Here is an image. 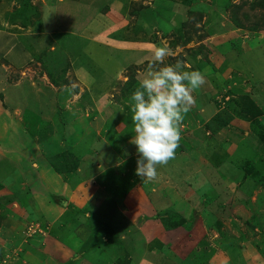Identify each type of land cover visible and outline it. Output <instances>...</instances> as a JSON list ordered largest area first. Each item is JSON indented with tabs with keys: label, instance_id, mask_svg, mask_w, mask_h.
<instances>
[{
	"label": "rangeland",
	"instance_id": "rangeland-1",
	"mask_svg": "<svg viewBox=\"0 0 264 264\" xmlns=\"http://www.w3.org/2000/svg\"><path fill=\"white\" fill-rule=\"evenodd\" d=\"M23 1L0 0V31L19 39L21 50L33 56L14 69L11 43L0 42L6 50L0 54V80L10 71L0 83V107L7 113L0 117V140L9 139L0 147V264H22V254L32 257L24 256L23 264H264V7L256 5L259 0H191L186 6L185 0H30L28 14L13 24L10 18ZM82 32L91 37L85 48ZM162 42L171 52L165 65L184 61L204 74L205 83L193 93L195 103L181 122L174 158L158 166L157 178L149 181L136 174L138 155L130 143L135 135L130 97L136 87L126 91L124 84L142 79ZM4 93L10 100L3 105ZM19 97L20 106L11 110ZM215 113L230 119L232 142L244 140L241 152L217 144L216 152L232 165L214 167L205 155L211 154L205 139L216 141L209 132ZM245 129L250 138L244 139ZM69 149L76 153L70 159L77 160V168L58 173L49 159ZM248 165L262 182L241 180L244 171L254 172L244 170ZM198 173L202 178L194 179ZM230 174L234 177L225 179ZM209 187L226 207L214 218L200 213ZM76 190L84 193L78 197L81 207L85 197L98 193L87 208L92 217L55 214L56 193L65 197ZM117 190L128 196L114 198ZM99 198L104 202L97 210ZM31 200L48 204L43 215L52 223L47 228L49 223L40 222L27 238L33 225L27 217L34 227L41 220ZM171 208L188 222L162 235V223L145 217ZM100 220L119 230L121 245L96 246L86 254L72 247L87 235L78 223L91 229ZM51 231L59 242L48 236ZM164 244L167 252L159 250Z\"/></svg>",
	"mask_w": 264,
	"mask_h": 264
},
{
	"label": "clouds",
	"instance_id": "clouds-1",
	"mask_svg": "<svg viewBox=\"0 0 264 264\" xmlns=\"http://www.w3.org/2000/svg\"><path fill=\"white\" fill-rule=\"evenodd\" d=\"M170 54L163 42L154 50L152 62L130 97L135 131L130 143L136 146V174L142 180L156 179L158 166L174 158L181 122L195 103L193 93L205 83L204 74L184 61L165 65Z\"/></svg>",
	"mask_w": 264,
	"mask_h": 264
},
{
	"label": "trees",
	"instance_id": "trees-1",
	"mask_svg": "<svg viewBox=\"0 0 264 264\" xmlns=\"http://www.w3.org/2000/svg\"><path fill=\"white\" fill-rule=\"evenodd\" d=\"M189 2H191V0H185L184 5L186 6L187 4H189ZM256 5H258L260 7H264V0H259V2ZM29 8H32L30 0H24L21 8L17 10V13L15 14V16H12L10 18V21L13 24H17L16 21L18 20V18H24L26 16L25 13L28 14ZM56 53H58V52H54V54H53L54 59L56 61V62L54 61L55 63L53 66L55 69H58L59 68L58 65H60L59 64L60 61L56 60V57H55ZM50 76L53 79V83L58 82V80L55 77L53 72L50 73ZM139 82L140 81L137 80L136 78L135 79L133 78V80L127 81L124 84L126 91H130L133 86L136 87V89H137L139 87ZM28 115H30V113H28ZM32 115H36V114L32 113ZM229 121H230L229 118H226V117H223L222 115L216 114L212 117L213 124L210 125L209 130L213 133H216L219 130H221L223 127H225L227 124H229ZM261 138H262V141L264 142V134H262ZM75 154H76L75 151L69 149L65 153H58L55 157L53 156L51 159H49V161H50L51 166L58 173H72L77 168V160L75 162H73V160H71L72 157L75 156ZM215 163H216V161H215ZM217 163H218V161H217ZM248 164L251 165L252 164L251 161H248ZM250 165L246 166L244 170H246V169L248 171L253 170L254 172L251 171V173L248 174L246 171L243 170L244 173L242 175L241 180L242 179L246 180V178L249 177L250 179L252 178L256 183L262 182L261 177H258L260 174L255 173L257 171L250 168ZM202 176L203 175L201 173H198L195 175L194 179L199 180V178H202ZM253 176L255 178H253ZM224 177H225V179H228V178L230 179V178L234 177V175L233 176L231 174L229 176L224 175ZM256 178H257V181L255 180ZM204 184H206L207 186L209 185L207 182ZM204 187H205V185H203L199 191H201L202 188H204ZM207 190H209L208 192H206L207 200L205 202L202 201L203 203L200 206V210H201L200 213L208 214L212 218H214V216H216V213L222 209L223 205L221 204L222 202H220L218 200V199H220V196L218 193H216L217 191H215L213 188H210V187ZM116 193L117 194L113 193L114 198L115 197L117 198L118 196H120L121 201L124 200L128 196L127 190H124V191L117 190ZM60 196H61V198L66 200V198L64 196L59 195V197ZM184 197H186V196H184ZM186 198L188 200L192 201L191 195H190V197H186ZM216 198H218V199H216ZM193 199H195V198H193ZM117 200L119 201V198ZM5 201L8 202L7 197H5ZM3 202H4V199H0V204ZM14 202H16V201L12 200L9 203H14ZM87 208H88V206L81 207V206H78L75 202H70L69 213L72 215L73 220H74L75 216H77L79 214H81L83 216H87L86 215L88 212ZM92 214H91V216H88V217L91 218ZM147 217H149L150 221H155L157 223L160 221L162 223L164 229L161 227L159 229L162 231V235H167L168 231L173 230L175 228H183L184 229V227H186L185 226L186 222H188L187 216L185 214L183 215V213L179 212V210H176L174 208H171V209L167 210L166 212H160V213L156 212V214L154 216H146L145 218L147 219ZM78 224H80V223H78ZM87 228H89V227H87ZM97 229H98L99 233H98ZM190 229H188V230H190ZM89 230H90V234L88 237L89 239L83 245L84 250L87 252H89L90 249L97 248V247H100V246L105 245V244H107V245L113 244V245L119 246V245H121V242L124 240L118 229L115 230V228L113 227V225L111 223L104 224L103 222H101V220H100L99 225H96V227H94V228L91 227V229L89 228ZM183 232H184V230H183ZM96 238H98L100 243L95 242V241H97ZM154 239H155V237H153V240ZM159 241H160V239H159ZM81 248L80 249L82 251L83 247H81ZM167 248L168 247L164 244V245H162L161 249H159V250L163 251V252H167ZM76 253H77V251H74V255ZM161 258H162V256H161Z\"/></svg>",
	"mask_w": 264,
	"mask_h": 264
},
{
	"label": "crops",
	"instance_id": "crops-1",
	"mask_svg": "<svg viewBox=\"0 0 264 264\" xmlns=\"http://www.w3.org/2000/svg\"><path fill=\"white\" fill-rule=\"evenodd\" d=\"M87 8H88V6H87ZM89 9V8H88ZM98 9H100V10H98L99 12L98 13H100L99 15H101V14H103V13H101L102 12V9L101 8H99L98 7ZM108 11H110V10H108ZM119 16H121L120 14H119ZM119 16H117L116 17V19H118V20H120V18H119ZM9 22V21H8ZM121 22V21H120ZM117 23H119V21L117 22V21H115V23L113 24V25H117ZM83 33V34H82ZM81 34H82V37H83V39H81L80 40V42L81 43H83V46H84V48H85V46H86V44L87 43H89V41L91 40V37H88L87 35V33L86 32H82ZM90 35V34H89ZM13 35H11L9 32H5V31H0V42H2V43H7V41H9L11 44H10V47H8L7 48V50L9 49L10 50V56L13 58V64L12 65H10L11 67H13L14 68V64L15 65H17V63L19 62V65L20 64H23V61H24V59H31L33 56H32V54L31 53H29L30 55H28V53H26L24 50H21V47L17 44L19 41V39L17 40V38L16 39H14L13 37H12ZM10 37H12L14 40H12V39H10ZM88 40V41H87ZM83 41V42H82ZM87 41V42H86ZM15 45H17V46H15ZM19 46V47H18ZM22 47H23V45H22ZM6 50H5V48L2 46V45H0V54H2L3 52H5ZM17 51H21L20 53L19 52H17ZM16 58V59H15ZM12 61V60H11ZM25 62V61H24ZM14 69H16V67L14 68ZM10 74V71H9V73H7V71H6V73H5V76H4V74H1V76H2V80H0V83H1V86H3V84H4V78H5V82H6V80H7V76ZM4 76V77H3ZM82 83V82H81ZM53 86H54V84L53 83H51ZM84 84V83H83ZM16 85V84H15ZM18 88H20V90H22V89H24V86H19V85H16ZM3 90H4V87H3ZM0 97H2V96H0ZM21 99V97H19V98H16V100L15 101H13V104L15 103V102H17V104L15 105L14 104V106L13 107H10V109L11 110H16V107H19L20 106V102H19V100ZM10 100V96L8 95V94H6V93H4V100H2L1 101V103L4 105V103H6V104H8V102H6V101H9ZM18 105V106H17ZM9 109V110H10ZM18 109V108H17ZM7 110V109H6ZM216 114V113H215ZM214 114V115H215ZM7 116V113H3L2 111H1V107H0V117H6ZM6 121H7V126H9L8 124H9V119L7 118L6 119ZM21 124V123H20ZM19 123H16V125H20ZM230 126V121H229V124H227L225 127H223L221 130H219L218 132H216V133H213V132H211L210 130H209V132H210V134L211 135H213L214 137H215V139H216V141H215V143H212V141L211 140H208V139H205L206 141H207V143L205 144V146L207 147H209V150H207L208 152H211V154L209 153L208 155L207 154H205L206 156H210V158L212 157V159H213V161H214V167H216V166H219L220 164H223V163H227L228 161L230 162V164L232 165L234 162L233 161H231V160H229L228 159V161L227 160H223L222 159V156H223V154L222 155H219L217 152H216V149H217V144L218 143H220V144H223V147H228V148H230L231 146H237V149L239 150V152H241V145H242V147L243 146H245L244 145V140H242V141H240V140H238L239 142H232V140H230V137L232 136V135H228V131H229V129H228V127ZM21 127H22V129H24V127H23V125L21 124ZM16 128H17V126H16ZM225 129L227 130V131H225ZM19 131V130H18ZM241 132L242 133H244V134H242V135H244V139H246V138H250L249 136H250V134H251V132H250V130L249 129H245V131H242L241 130ZM225 134L226 135V138H224V139H221V137H220V134ZM207 134V133H206ZM235 134V133H234ZM238 134H236V135H234L233 137H236ZM1 141V140H0ZM7 142H9V139L8 138H4L3 139V141H1V144H0V147L1 146H5L6 145V143ZM259 142V141H258ZM10 147V146H9ZM3 148V147H2ZM200 148H201V145H200ZM236 148V147H235ZM200 152H203V151H200ZM233 152V151H232ZM204 153V152H203ZM264 153V152H263ZM227 154V153H226ZM202 156V155H201ZM211 159V160H212ZM215 161H216V163H215ZM217 161H218V163H217ZM18 162V161H17ZM41 164H43V163H41ZM50 166V165H49ZM46 169L48 168V166L47 167H45ZM45 169V170H46ZM47 175V177H49V179L53 182L54 181V178H53V173L52 172H49L48 174H46ZM57 176V175H56ZM58 177V176H57ZM41 178H43V177H40V179ZM59 179H60V177H58ZM37 179H39V178H37ZM45 179V178H44ZM247 179H249V177H247L246 178V180ZM52 182H51V184H52ZM22 184V183H21ZM29 185V184H28ZM25 184H22V187L21 188H25ZM29 187H30V185H29ZM64 187H66V185L64 186ZM30 188H32V187H30ZM48 188L50 189V187H49V185H48ZM55 191V190H54ZM56 192V191H55ZM78 191L76 190V191H74V195H65V198H66V200L65 199H63V198H61V197H59V195L60 194H57L56 193V197H57V199H58V201H56V203H58L59 205V208L57 209V211L55 212V214H57L58 212V214L57 215H60L61 214V216L64 214V213H66V212H68L69 211V203L70 202H75L76 204H78L79 205V200H78V197L79 196H82L83 197V195H84V193L83 194H81V195H79L78 193H77ZM94 195V194H93ZM109 195V194H108ZM75 196V197H74ZM89 196V195H88ZM85 197V201L83 202V206L82 207H86V206H88L89 207V204H90V202L91 203H94L93 201H94V199H95V196L97 197L98 196V193H96V195L94 196V197ZM106 196V195H105ZM46 197V196H45ZM74 197V198H73ZM31 198H33V199H35L34 198V196H31ZM69 198V199H68ZM109 198H110V195H109ZM101 200L102 199H98L97 200V210H99V206H101V204L104 202H102L101 203ZM37 202H39V201H34V200H31L30 201V205H32V209L34 210V212L36 213V215H39V217L41 218V220L40 221H38V223H37V225H39L40 226V222H42L43 224L45 223V222H47V223H49V225H47L46 223V225L47 226H45V227H47V228H51V221H48V220H50V219H45V217H44V215H43V213L45 212V209H46V206H48V204H46V203H44V204H42V202L40 201L39 202V204L37 203ZM49 202V201H48ZM50 203V202H49ZM101 203V204H100ZM15 207H17V208H19V204H17V202H14V204H13ZM42 205V206H41ZM52 207V206H51ZM14 207H12L11 208V210L13 209ZM53 208V210H54V207H52ZM20 212V211H19ZM90 210L87 212V216H91L90 215ZM92 213H94V212H92ZM26 215V214H25ZM24 215V216H25ZM41 215V216H40ZM42 215H43V217H42ZM60 216V217H61ZM83 216V215H82ZM59 217V216H58ZM59 217V218H60ZM25 217H23L22 216V214L21 215H19V219L20 220H22V219H24ZM28 219H27V222H29L30 220V222L34 225V220L32 221V219L31 218H29V217H27ZM43 219H45V221L43 220ZM21 223V222H20ZM21 224H24L23 223V221H22V223ZM147 224H151V222L149 221V222H147ZM50 226V227H49ZM61 226V228H64V225H60ZM24 227H26V226H24ZM79 228H83V230L85 231V233L87 234L86 235V237L84 238V237H80L81 238V240H80V238H77V245L75 246L74 244H73V246L72 247H74L75 249L77 248V249H79L80 251H81V247H83V250H84V243L89 239L88 237H89V234H90V230L89 229H87L86 228V225L84 224V225H81V224H79V226H78ZM78 227L76 228V230H78ZM28 228V227H27ZM25 230H26V228H25ZM28 230V229H27ZM25 232H27V231H25ZM48 234V236H51V237H53V239H55L57 242H59V240H57L56 238L58 237H56V236H54V235H52L53 234V232L51 231L50 233H47ZM46 233H45V235H47ZM33 236V235H32ZM26 237H27V234H26ZM35 237H37V235H35ZM27 238H29V236L27 237ZM27 238L25 239V241L26 242H28V240H27ZM87 238V239H86ZM45 239V238H44ZM51 238H48V240H50ZM152 239V238H151ZM67 239H65L64 241H62V243L63 242H67L66 241ZM86 240V241H85ZM81 248V249H80ZM82 250V252H84ZM20 252H22V250L20 251ZM86 253H88L87 251L85 252V254ZM24 256H25V258H27V260H31V258L32 257H28L29 256V254L28 255H25L24 254ZM23 256V254H22V257H20L19 256V260H21V262H22V264L23 263H26V260L23 258L24 257ZM17 257H18V254H17ZM69 260H71V258L69 259ZM69 260H67L68 262H69ZM4 262V261H3ZM72 262L70 261V264H71ZM41 264H48L47 263V260H43V262H41Z\"/></svg>",
	"mask_w": 264,
	"mask_h": 264
},
{
	"label": "built area",
	"instance_id": "built-area-1",
	"mask_svg": "<svg viewBox=\"0 0 264 264\" xmlns=\"http://www.w3.org/2000/svg\"><path fill=\"white\" fill-rule=\"evenodd\" d=\"M34 227V225L30 226L29 229H28V233H27V236H32V234H34V232H36L37 228L39 227V225H35L34 227V231L32 230V228Z\"/></svg>",
	"mask_w": 264,
	"mask_h": 264
}]
</instances>
